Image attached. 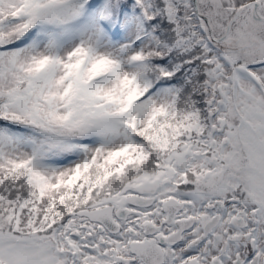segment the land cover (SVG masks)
I'll return each mask as SVG.
<instances>
[{
  "label": "snow or ice",
  "instance_id": "6c2138e0",
  "mask_svg": "<svg viewBox=\"0 0 264 264\" xmlns=\"http://www.w3.org/2000/svg\"><path fill=\"white\" fill-rule=\"evenodd\" d=\"M0 264H264V0H0Z\"/></svg>",
  "mask_w": 264,
  "mask_h": 264
}]
</instances>
